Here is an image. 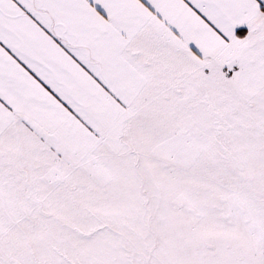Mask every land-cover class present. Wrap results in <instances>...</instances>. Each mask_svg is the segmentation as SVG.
Masks as SVG:
<instances>
[{
    "label": "snow or ice",
    "instance_id": "6c2138e0",
    "mask_svg": "<svg viewBox=\"0 0 264 264\" xmlns=\"http://www.w3.org/2000/svg\"><path fill=\"white\" fill-rule=\"evenodd\" d=\"M0 264H264V0H0Z\"/></svg>",
    "mask_w": 264,
    "mask_h": 264
}]
</instances>
